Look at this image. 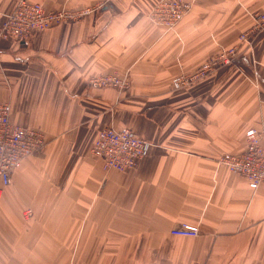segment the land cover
Instances as JSON below:
<instances>
[{"label":"crops","instance_id":"crops-1","mask_svg":"<svg viewBox=\"0 0 264 264\" xmlns=\"http://www.w3.org/2000/svg\"><path fill=\"white\" fill-rule=\"evenodd\" d=\"M18 1L0 0V28ZM28 1L92 12L25 41L0 37V102L47 143L0 199V264H264V184L218 161L244 152L251 128L264 144V32L240 41L264 0H187L174 30L150 18L159 0ZM231 47L234 64L173 89ZM115 71L128 91L89 85ZM106 127L151 144L135 169L92 155ZM182 223L200 235H173Z\"/></svg>","mask_w":264,"mask_h":264},{"label":"built area","instance_id":"built-area-1","mask_svg":"<svg viewBox=\"0 0 264 264\" xmlns=\"http://www.w3.org/2000/svg\"><path fill=\"white\" fill-rule=\"evenodd\" d=\"M191 8L190 3H182L181 0H159L152 12L156 20L173 28L189 14ZM91 12L90 9L50 10L37 2L19 0L17 7L6 15L0 28V37L25 41L35 33L69 21H78ZM256 17L259 22L254 28L264 30V13L259 12ZM245 38L246 36L243 39ZM236 51L235 48L223 50L220 55L208 63H203L194 72L176 77L173 81L174 88L186 87L193 79H199L210 68L217 69L222 64H233L235 58L231 55L235 56ZM89 85L92 88L112 87L128 90L131 87V81L129 74L115 71L90 77ZM12 113L13 107L9 102H0V199L4 196L7 187L12 184L13 173L22 162L42 153L47 144L41 129L15 124L12 121ZM246 137L247 146L244 152L224 153L220 156L219 163L227 167L230 172L244 177L250 187L256 189L264 184V144L261 133L255 128L249 129ZM150 146L146 139L128 127L120 129L106 127L98 132L91 152L94 157L103 162L104 169L127 171L138 166L147 156ZM30 215L31 211L26 213V216ZM171 232L175 236L182 237L200 235L199 227L188 223L175 226Z\"/></svg>","mask_w":264,"mask_h":264},{"label":"rangeland","instance_id":"rangeland-1","mask_svg":"<svg viewBox=\"0 0 264 264\" xmlns=\"http://www.w3.org/2000/svg\"><path fill=\"white\" fill-rule=\"evenodd\" d=\"M181 2L182 3H190L189 1H187V0H181ZM18 4V3H17ZM191 4V6H192V3H190ZM16 7H17V5H16ZM15 7V8H16ZM14 8V9H15ZM192 9V8H191ZM152 11H153V9H152ZM150 12V18H152L154 21H156L157 23H159V24H161V25H164L165 27H167L168 29H170V30H174L175 28H176V26H178V24L175 26V27H173V28H171L168 24H166V23H164V22H162V21H158V20H156L155 19V17H154V15H153V12ZM257 13H259V11H257V12H253V13H251V15H252V17H253V19H254V24H253V26L250 28V29H248L247 31H245V32H243V33H241L240 34V41L241 42H244V41H246L248 38H250L251 36H253V35H258V34H260V33H262V32H264V30L263 29H260V28H254V26H255V24L257 23V22H259V19H257V17H256V14ZM262 13H264V12H262ZM256 19V20H255ZM44 32V31H43ZM246 34V35H245ZM246 36V38L245 39H243L244 37ZM243 39V40H242ZM232 48H235V49H237V51H238V47H231V48H229V49H232ZM229 49H227V50H229ZM237 51H236V55L234 56V55H231V57L232 58H235L234 60V63L237 61V59H238V53H237ZM221 52L222 51H220V53L219 54H217V55H215V56H213V57H211L209 60H207V61H205L204 63H208L210 60H213V58L214 57H217L218 55H220L221 54ZM231 57H230V59H231ZM233 63V64H234ZM230 65V64H229ZM231 65H232V63H231ZM201 66V65H200ZM207 66H209V65H207ZM223 66H227V65H223L222 64V67ZM213 72H215V69H212V68H210V69H208L206 72H205V74H203L199 79H193V83L191 82V84H189V85H187L186 87H183V88H181V89H186L187 87H189L190 85H192V84H194V83H197V82H199V81H201V80H204V79H206V78H208V77H210L211 76V74L213 73ZM124 74V73H123ZM183 75V74H182ZM180 76V75H179ZM178 77V76H177ZM184 77V76H183ZM176 77H174L173 78V80H172V82L174 81V79H175ZM173 85V84H172ZM173 87V89H175L174 88V85L172 86ZM107 88H112V87H107ZM94 89H106V88H94ZM114 89H116V88H114ZM130 89V88H129ZM128 89V90H129ZM118 91H122V92H125V91H128V90H120V89H117ZM175 90H180V89H175ZM122 128H124V127H122ZM101 130V129H100ZM99 130V131H100ZM98 131V132H99ZM247 133V132H246ZM98 134V133H97ZM97 136V135H96ZM142 137V136H141ZM145 139V138H144ZM246 141H247V137H246ZM148 142V141H147ZM151 145V144H150ZM148 155V154H147ZM219 161V160H218ZM29 211H31V210H28V211H26V213L27 212H29ZM26 213H25V216H26ZM29 217H31V216H29ZM200 230V229H199Z\"/></svg>","mask_w":264,"mask_h":264}]
</instances>
